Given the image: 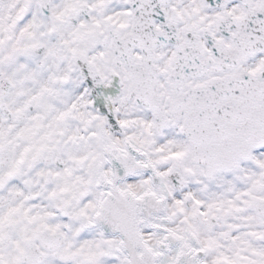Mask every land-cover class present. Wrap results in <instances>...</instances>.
Returning a JSON list of instances; mask_svg holds the SVG:
<instances>
[{"label": "snow or ice", "instance_id": "1", "mask_svg": "<svg viewBox=\"0 0 264 264\" xmlns=\"http://www.w3.org/2000/svg\"><path fill=\"white\" fill-rule=\"evenodd\" d=\"M0 264H264V0H0Z\"/></svg>", "mask_w": 264, "mask_h": 264}]
</instances>
